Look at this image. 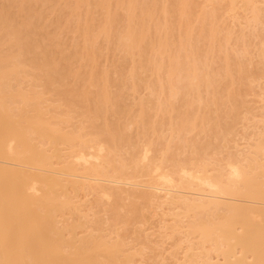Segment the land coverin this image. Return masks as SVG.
Masks as SVG:
<instances>
[{
    "label": "rangeland",
    "instance_id": "1",
    "mask_svg": "<svg viewBox=\"0 0 264 264\" xmlns=\"http://www.w3.org/2000/svg\"><path fill=\"white\" fill-rule=\"evenodd\" d=\"M6 1L0 0V6ZM137 3H144L153 13V20L147 23L148 41L154 42L159 34L167 32L169 47L178 59L184 60L188 54L208 72L197 87L183 88L170 111H157L159 91L146 85L153 81L154 74L148 67L138 66L140 56L136 52L127 53L118 43L116 32L124 24L125 5L111 6L110 12L121 19H117L113 35L108 39L98 34L91 39L107 12L94 0L79 7L72 0H33L28 12L11 7L15 24L32 44L30 51L22 52L0 31V54L6 50L5 54L16 55L25 63L13 76L12 89L40 94L49 108L46 115L65 129L94 131L92 121L100 128L117 127L123 135L126 133L121 149H117L122 158L129 160L133 152L140 153L148 144L150 154L162 161V169L173 172L178 180L180 161L207 164L210 174L227 176L226 162L241 160L247 164L246 158L252 156L264 132V0L257 2L263 9L257 20L250 9L240 3L233 5L231 0ZM145 50V55L151 54L149 48ZM209 80H214L213 84ZM186 83L188 78L179 81L180 85ZM102 88L106 100L100 97ZM228 91L232 93L231 101L223 99ZM13 101V105L21 104L19 96ZM98 106L101 113L95 112ZM182 118L187 120L183 119L185 126L180 129ZM209 142L210 147L204 149ZM259 160L264 162V153H260ZM140 178L151 181L157 176ZM140 190L138 187L132 197L123 191L111 201L91 187H82L74 197L78 209L59 216L60 225L77 224L74 230L67 226L65 236L90 234L109 244L116 242L122 249L118 258L129 264H204L200 254H193L201 248L199 235L189 231L191 217L166 199V191L141 198ZM211 255L214 261L223 259L222 254L212 250ZM98 259L97 264L107 262L101 250Z\"/></svg>",
    "mask_w": 264,
    "mask_h": 264
},
{
    "label": "bare ground",
    "instance_id": "2",
    "mask_svg": "<svg viewBox=\"0 0 264 264\" xmlns=\"http://www.w3.org/2000/svg\"><path fill=\"white\" fill-rule=\"evenodd\" d=\"M72 1L77 7L82 3L90 4V0ZM231 1L233 5L240 3L250 9L254 18L260 19L263 9L257 4L259 0ZM32 3L33 0H7L0 6V31L19 45L22 52L30 51L32 44L15 24L10 9L17 6L28 12ZM94 3L106 8L107 12L92 40L98 34L108 39L113 35L119 18L118 14L115 16L110 12L111 6L113 3L125 5L124 24L116 32V38L127 53L136 52L140 56L138 66H146L154 74L153 81L146 85L152 91H159L158 112L170 111L183 88L197 87L205 80L208 72L201 69L195 58L186 54V59L182 60L172 53L167 32L159 34L154 42L147 40V23L153 20L147 5L139 6L137 0H94ZM138 6L139 11L136 10ZM147 48L151 50L150 55H145ZM5 51L0 54V264H97L100 250L106 256L105 264L112 260L129 264L118 258L122 249L116 242L109 244L90 234L65 236L64 229L70 226L74 230L77 224L60 225L59 216L73 208L78 209L74 197L85 186L109 199L121 196L123 191H128L132 197L138 187L142 189L139 192L141 198H150L164 190L166 199L191 217L189 231L199 235L201 248L193 254H200L204 264H264V162L259 160L260 153H264V132L256 142L252 156L246 158L247 164L241 160L226 162L227 176L210 174L207 164L180 161L178 180L173 172L162 169V161L158 162L157 157L150 154L152 148L148 144L140 153L133 152L129 160L118 155L117 149L126 140V133L123 135L117 127L100 128L92 121L95 130L82 132V127L65 129L52 123L51 117L46 115L49 108L42 102L40 94L12 89L13 76L20 73L25 63ZM225 71L229 73L227 67ZM183 78H188L189 83L180 85ZM213 82L209 80L210 84ZM18 96L21 104L13 105V98ZM100 97L106 100L103 88ZM231 97L232 93L228 91L223 99L231 101ZM96 111H101L100 106ZM183 119L187 120L182 118L180 129L185 126ZM210 145L209 142L204 149ZM193 150H196L194 145ZM155 174L156 180L140 178ZM211 250L222 254L223 259L214 261Z\"/></svg>",
    "mask_w": 264,
    "mask_h": 264
}]
</instances>
